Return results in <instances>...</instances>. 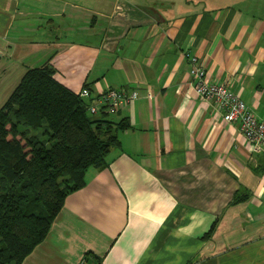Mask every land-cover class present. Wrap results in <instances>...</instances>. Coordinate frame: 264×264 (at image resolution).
Returning <instances> with one entry per match:
<instances>
[{
  "label": "crops",
  "instance_id": "0c3cea01",
  "mask_svg": "<svg viewBox=\"0 0 264 264\" xmlns=\"http://www.w3.org/2000/svg\"><path fill=\"white\" fill-rule=\"evenodd\" d=\"M186 53L264 122V0H0V98L44 65L92 98L138 91L21 264H264V153L194 92Z\"/></svg>",
  "mask_w": 264,
  "mask_h": 264
},
{
  "label": "trees",
  "instance_id": "16d2710c",
  "mask_svg": "<svg viewBox=\"0 0 264 264\" xmlns=\"http://www.w3.org/2000/svg\"><path fill=\"white\" fill-rule=\"evenodd\" d=\"M123 121L90 115L49 65L25 71L0 107V264H21L68 194L103 168Z\"/></svg>",
  "mask_w": 264,
  "mask_h": 264
},
{
  "label": "built area",
  "instance_id": "2783aa9c",
  "mask_svg": "<svg viewBox=\"0 0 264 264\" xmlns=\"http://www.w3.org/2000/svg\"><path fill=\"white\" fill-rule=\"evenodd\" d=\"M186 57L190 63L189 74L193 79L194 92L202 99L212 101L222 113L225 122H238L240 132L252 150L264 153V122L254 116L226 83L209 81L204 65L196 56L186 53ZM79 94L86 100L87 111L93 116L114 115L121 106L133 102L138 97V91L125 88H108L92 98L89 88L83 87Z\"/></svg>",
  "mask_w": 264,
  "mask_h": 264
},
{
  "label": "rangeland",
  "instance_id": "374dc122",
  "mask_svg": "<svg viewBox=\"0 0 264 264\" xmlns=\"http://www.w3.org/2000/svg\"><path fill=\"white\" fill-rule=\"evenodd\" d=\"M9 96V95H8ZM7 98V97H6ZM6 98L5 97H3V98H0V107L2 106V104H3V102L6 100ZM112 117V116H111Z\"/></svg>",
  "mask_w": 264,
  "mask_h": 264
}]
</instances>
